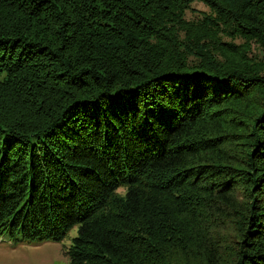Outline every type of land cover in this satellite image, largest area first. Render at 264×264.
<instances>
[{"label":"trees","instance_id":"1","mask_svg":"<svg viewBox=\"0 0 264 264\" xmlns=\"http://www.w3.org/2000/svg\"><path fill=\"white\" fill-rule=\"evenodd\" d=\"M75 226L70 264H264V0H0V234Z\"/></svg>","mask_w":264,"mask_h":264},{"label":"rangeland","instance_id":"2","mask_svg":"<svg viewBox=\"0 0 264 264\" xmlns=\"http://www.w3.org/2000/svg\"><path fill=\"white\" fill-rule=\"evenodd\" d=\"M196 7H205L196 3ZM189 15H192L190 12ZM78 235V226L73 227L60 241L40 238L11 239L0 234V264H70V248Z\"/></svg>","mask_w":264,"mask_h":264}]
</instances>
